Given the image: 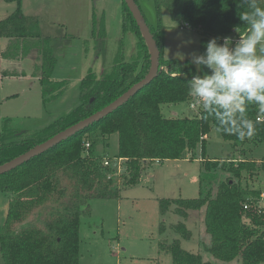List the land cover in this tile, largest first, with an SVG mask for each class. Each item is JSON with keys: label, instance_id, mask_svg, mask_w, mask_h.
<instances>
[{"label": "trees", "instance_id": "trees-1", "mask_svg": "<svg viewBox=\"0 0 264 264\" xmlns=\"http://www.w3.org/2000/svg\"><path fill=\"white\" fill-rule=\"evenodd\" d=\"M5 1H16L17 7L0 20V37L8 39L2 58L22 57L36 48L42 93L57 87L59 83L51 80L55 62L51 45L41 37L38 19L22 13L20 0ZM154 2L158 21L153 26L145 20L160 51L155 78L101 120L0 175V192L9 195L0 224L3 264H79V226L81 218L90 215L92 199L119 198L124 190L139 184L142 171L153 162L195 159L197 152V197L160 199L161 212L164 214L169 204H175L174 213L184 220L188 210L203 209L204 231L210 238L204 245L205 252L225 262L238 257L243 264L264 262V216L254 208L243 209V204L259 193V186L245 181L254 180L264 171V154L260 159L244 157L258 145L264 146V122L256 121L264 113L250 105L248 117L255 124L254 135L241 141L235 135L220 133L239 153L209 159L205 157L206 137L217 126L214 118L202 119L200 111L193 116L166 115L161 109L162 104L190 103L194 98L188 94L183 78L191 65L162 55L166 27L160 22V10L166 9L179 27L195 30L201 39L208 40L229 35L233 29L237 34L244 31L238 15L247 7H241L239 0ZM121 13L122 32L127 29L136 35L137 58L124 60L120 39L112 67L99 75L88 71L81 78L79 104L73 110L37 131L0 132V165L102 109L147 74L149 53L123 0ZM92 27L94 32L96 26ZM97 51L101 52L100 46ZM112 134H117L114 156L97 153V136L108 139ZM104 159L108 165H104ZM111 159L114 164H110ZM173 228L182 238L191 237L182 220ZM159 230L164 232L165 226ZM159 248L170 253L171 264H208L199 252L181 248L178 239H162Z\"/></svg>", "mask_w": 264, "mask_h": 264}, {"label": "rangeland", "instance_id": "rangeland-1", "mask_svg": "<svg viewBox=\"0 0 264 264\" xmlns=\"http://www.w3.org/2000/svg\"><path fill=\"white\" fill-rule=\"evenodd\" d=\"M136 1L148 23L155 26L158 21L155 0ZM21 9L24 15L38 19L40 35L48 39L55 60L51 80L59 85L42 93L41 68L36 69L37 49L31 48L22 57L2 58L1 51L8 39L0 37V132L4 129L37 131L73 110L79 104L81 78L88 71L99 75L109 70L120 39L124 60L137 58L136 35L127 29L122 32L121 0L95 3L92 0H21ZM159 18L166 27L164 58L182 61L181 54L203 51L207 39H201L197 31L179 27L164 8ZM189 40L194 42L188 43ZM99 46L101 52L97 51ZM161 109L171 115L193 116L199 112L187 102L162 104ZM215 129L212 127L206 137L205 157L224 159L232 152L238 154ZM97 139L96 152L113 157L117 152V134L108 139L97 136ZM263 154L264 146L258 145L244 157L260 159ZM195 156V159L153 162L142 171L139 184L124 190L119 198L92 199L90 215L82 217L79 226V264H171L170 253L159 248L162 239H178L181 248L199 252L208 264H243L239 257L225 262L203 250L210 242L202 222L203 209L188 210L184 220L174 213L175 204H169L164 214L160 210V199L197 197L200 153ZM114 163L111 159L110 164ZM263 179L264 171L245 182L259 186ZM8 198V194L0 192V224L5 218ZM180 220L192 233L188 239L173 228ZM161 225L165 226L164 232L159 230ZM0 264H3L1 257Z\"/></svg>", "mask_w": 264, "mask_h": 264}, {"label": "clouds", "instance_id": "clouds-1", "mask_svg": "<svg viewBox=\"0 0 264 264\" xmlns=\"http://www.w3.org/2000/svg\"><path fill=\"white\" fill-rule=\"evenodd\" d=\"M261 3L264 0H239L241 7H247L238 15L244 31L234 37H211L203 43V51L192 50L179 56L191 65L183 78L201 118L213 117L217 133L235 135L241 141L255 133V124L248 117L249 106L255 105L264 113V7Z\"/></svg>", "mask_w": 264, "mask_h": 264}, {"label": "water", "instance_id": "water-1", "mask_svg": "<svg viewBox=\"0 0 264 264\" xmlns=\"http://www.w3.org/2000/svg\"><path fill=\"white\" fill-rule=\"evenodd\" d=\"M92 1L93 3H95L97 0H92ZM123 1L125 2L126 6L131 12L132 17L135 20V23L140 31V34L146 44L149 53L150 66L147 74L141 80L130 86L125 92H123L112 102L104 106L102 109L68 126L67 128L54 134L47 140L41 142L40 144L33 146L32 148L14 157L13 159L1 164L0 175L12 170L13 168L21 165L22 163L28 161L29 159L43 153L44 151L50 149L54 145L76 134L78 131L83 130L92 123L101 120L109 113H111L112 111L123 105L125 102H127L130 97H132L141 88L148 85L155 78L159 70V55H160L159 48L156 44V41L152 33L149 30L148 24L136 1L135 0H123Z\"/></svg>", "mask_w": 264, "mask_h": 264}, {"label": "built area", "instance_id": "built-area-1", "mask_svg": "<svg viewBox=\"0 0 264 264\" xmlns=\"http://www.w3.org/2000/svg\"><path fill=\"white\" fill-rule=\"evenodd\" d=\"M236 29L231 30L230 34L227 36H236L237 35V30L235 32ZM189 107L197 110V108L195 107L194 104V100H192L189 103ZM256 121L258 122H264V116L260 115L256 117ZM88 146V143H86V147ZM109 161L107 159H104V165H108ZM262 184H259V193L257 195V197H255L254 200L250 201V202H245L243 204V209L244 210H248L249 208H254L255 211L259 214H261L262 216H264V179L261 181Z\"/></svg>", "mask_w": 264, "mask_h": 264}, {"label": "crops", "instance_id": "crops-1", "mask_svg": "<svg viewBox=\"0 0 264 264\" xmlns=\"http://www.w3.org/2000/svg\"><path fill=\"white\" fill-rule=\"evenodd\" d=\"M19 5H20V8H21V0H20V4ZM16 7H17V2L16 1H9L8 2V1H5V0H0V20L5 18L6 16H8L11 12H13L16 9ZM21 11H22L23 14H25L22 9H21ZM181 28H183V27H181ZM171 112H174V111H171ZM169 115H171V113ZM6 208H7V205H6Z\"/></svg>", "mask_w": 264, "mask_h": 264}]
</instances>
